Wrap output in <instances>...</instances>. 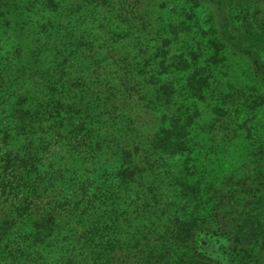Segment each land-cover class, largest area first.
<instances>
[{"label": "trees", "instance_id": "1", "mask_svg": "<svg viewBox=\"0 0 264 264\" xmlns=\"http://www.w3.org/2000/svg\"><path fill=\"white\" fill-rule=\"evenodd\" d=\"M152 2L49 0L56 26L35 41L42 43L39 53L20 67L0 61V264L261 263L264 145L256 154L257 181L232 176L226 177L223 189L208 187L219 202L207 218L167 224L163 197L151 198L140 189L148 185L154 193L157 187L152 184L174 178L199 201L202 197V185L186 183L178 169L159 172L162 159L186 156L194 165L201 160L189 139L193 117L200 115L197 111L192 118L184 117L181 92L206 102L217 117L210 124L215 146L223 142L230 147L231 142L252 137L250 110L257 112L258 124L264 127L262 0H190L207 13L210 67H200L193 52L191 60L180 53L166 64L170 42L165 37L166 47L157 54L163 72L156 75L148 72L152 66L148 49L154 39ZM229 54L248 62L249 77L257 86L252 103L243 93L241 99L229 94L223 105L207 101L210 80L226 66ZM228 72L229 77L234 73ZM164 73L169 78L182 74L185 80L181 89L172 79L162 84L164 103L168 100L171 108L177 107L156 118L158 107L150 88ZM71 91L94 110L89 122L76 121L81 111L68 101ZM120 125L126 135L118 143L110 136L121 130ZM259 134L264 138V130ZM101 139L109 144L117 139L113 144L117 150L104 157L120 154L122 164L115 165L113 176L101 175L102 185L95 187L85 168ZM214 157L217 160L218 155ZM247 195L255 196L259 206L245 214L239 208ZM217 206L227 208L222 214L230 218L226 228ZM248 215L251 220L257 216L251 246L244 245L242 236ZM202 240L209 242L207 247ZM221 251L226 257H220Z\"/></svg>", "mask_w": 264, "mask_h": 264}, {"label": "rangeland", "instance_id": "2", "mask_svg": "<svg viewBox=\"0 0 264 264\" xmlns=\"http://www.w3.org/2000/svg\"><path fill=\"white\" fill-rule=\"evenodd\" d=\"M262 6L264 9V0H262ZM52 6L49 0H0V61L4 65L14 64L15 67H20V64L29 63L32 56L39 53L40 45L42 43H36L35 41L45 35L48 31H52L56 26V19L54 13H52ZM151 26L154 33V39L149 44L148 56L152 61V66L148 72L152 75H156L160 71L163 72L161 65L159 64L161 58L157 57V54L163 46V39L166 37L170 45L167 48L170 51V55L166 57V64L171 65L175 56L180 53H184L188 60H191L193 56L191 52L199 56L200 67L208 68L210 66L208 59L211 55L210 44L208 40V27H207V13L203 6L198 8L194 7L190 0H154L151 3ZM229 36V34L227 35ZM44 42L43 40H41ZM230 43V42H229ZM37 49V50H36ZM34 52V53H33ZM51 56L52 53H48ZM226 66L216 70L215 75L210 80L209 90H207V101H212L213 104L223 105L224 99L233 94L235 99H241L240 93L244 94V99L249 103H252L255 99L254 88L257 86L250 79L248 74V62L245 59L239 58V56H231ZM213 69L215 67H212ZM148 69V68H147ZM228 70H233L231 76ZM227 73V75H226ZM167 75V77H166ZM165 73L160 77V82L150 88L152 101L156 103L158 108L155 110L154 117L163 116L166 111L170 113L173 109L176 110L177 105L171 108L172 104L167 105L164 103L163 93L160 91L162 84L166 80H173L174 84L181 89L184 85V75H171L169 78L168 73ZM157 93V99L155 98ZM239 94V95H237ZM161 98V99H160ZM156 99V100H155ZM179 105L183 108L184 117L192 118L195 112L198 111L200 117H193L190 131V144L194 145L200 154L201 159L199 164L188 163V158L183 156L175 159H162V168L159 170L163 175L167 169L171 172H175L178 169L179 175L184 177L185 182L190 183L192 186H198V183L202 185L203 194L200 201L193 194L187 192L186 188L179 184L177 180L173 178L174 182H159L152 184V187L157 189L150 191L148 185L142 187L140 190L149 194L151 198L154 194H157V198L163 197L164 204L167 205V224L174 220H189L194 217L207 218L213 209L214 203L219 201L213 199L211 193H208V187L215 190V188H225L227 178L232 177L238 181H247L250 183L252 180L257 181V173L255 169L258 168L259 158L256 154L259 153V148L264 145V138L260 136V131L264 130L262 125H259L258 118H256L257 112L250 110L247 115L249 118V125L252 129V137L244 138L231 142V146L224 145L221 142L218 146L215 143L210 142V139L214 136V132L211 129V122L217 119L216 116L211 114V108L206 105V102L199 103L195 99L193 100L184 91L179 94ZM68 101L72 104H76V109L81 111L80 115L76 117V121L86 120L89 122L91 117H95V112L92 108H89L85 99H82L77 91H71L68 96ZM234 101V100H233ZM238 106L234 102V106ZM167 106V108H166ZM97 119V118H95ZM126 119V118H125ZM248 124V123H247ZM168 125V124H167ZM122 127L121 125L119 126ZM123 127L112 138H117L118 143L123 141L126 135ZM128 131V130H126ZM119 133V134H118ZM124 133V134H123ZM116 139V140H117ZM23 139H20V143ZM114 140V142L116 141ZM99 146L95 147L91 155V161L86 165L85 171L92 176L94 186H101V175L106 173L107 175H114V167H118L122 164L120 154L117 156L109 155V158L105 160V154H113L117 147L113 146L114 142L110 144L99 140ZM116 144V142H115ZM98 148H101L99 152ZM98 151V153H97ZM95 153V154H94ZM215 155H218L217 160ZM210 161V162H208ZM84 167V165H81ZM196 166V167H195ZM197 169H200L199 171ZM109 173V174H108ZM108 176V177H109ZM227 177V178H226ZM163 181V180H161ZM247 182V183H248ZM70 184V183H68ZM64 187H68L67 183L61 184ZM72 185V184H71ZM159 185V186H158ZM73 186L66 191L69 194L72 191ZM151 188V189H153ZM71 189V190H70ZM257 195V194H256ZM202 198V200H201ZM244 204L239 208V212L247 213V210L252 209L255 205L259 206V200L255 196H245ZM218 212L222 216L220 223L223 228L228 225V215L223 218L227 208L218 207ZM246 221L243 232L244 245H250L255 241V226L253 222L257 219L253 217L250 219L249 215L245 218ZM260 221L264 223V212L260 215ZM30 232V231H28ZM208 241L202 240V245L207 247ZM260 264H264V250L261 253ZM220 257H226V253L221 251ZM218 258H215V260Z\"/></svg>", "mask_w": 264, "mask_h": 264}]
</instances>
